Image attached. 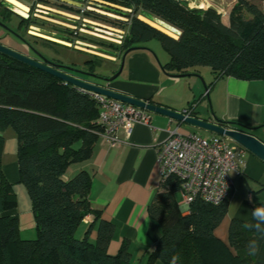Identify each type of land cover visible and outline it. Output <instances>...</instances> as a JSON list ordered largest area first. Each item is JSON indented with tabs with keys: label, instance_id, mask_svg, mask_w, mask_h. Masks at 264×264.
Wrapping results in <instances>:
<instances>
[{
	"label": "trees",
	"instance_id": "16d2710c",
	"mask_svg": "<svg viewBox=\"0 0 264 264\" xmlns=\"http://www.w3.org/2000/svg\"><path fill=\"white\" fill-rule=\"evenodd\" d=\"M106 1L130 11L106 7L116 14L123 13L126 30H122L121 39L109 44L110 52L100 53L121 59L127 49L145 47L156 39L167 54L166 63L160 67L168 75H190L200 67H208L213 80L222 76L264 79V7L254 2L234 0L225 19L212 7H190L184 0ZM0 5L14 13L3 0ZM63 5L67 8L70 4ZM139 15H147V20L175 36ZM19 19L26 28L34 22L29 17ZM96 26L106 27L100 23ZM63 32L54 35L60 40L72 35L68 28ZM84 64L87 72L94 73L90 61ZM186 111L195 116L192 107ZM98 113V104L88 92L0 54V264H141L132 258L125 242L116 253H109L114 225L91 207V174L80 169L66 176L72 165L91 157L101 132ZM218 121L228 128L249 132L242 125ZM8 128L17 142V182L25 187L30 200L33 238L20 235L13 183L3 172V132ZM179 189L180 180L175 177L160 180L159 189L147 205V214L159 225L161 234L142 264H170L172 256L179 257L177 264H264V241L258 255H248V241L258 235L246 227L252 217L248 221L231 219L228 241L224 243L213 231L227 212V200L211 204L196 197L183 213L175 195ZM88 215H93V222L76 237Z\"/></svg>",
	"mask_w": 264,
	"mask_h": 264
},
{
	"label": "crops",
	"instance_id": "0c3cea01",
	"mask_svg": "<svg viewBox=\"0 0 264 264\" xmlns=\"http://www.w3.org/2000/svg\"><path fill=\"white\" fill-rule=\"evenodd\" d=\"M0 38L5 39L9 47L23 52L21 43L5 32H0ZM10 38L17 46L10 42ZM145 47L147 49L131 51L126 55L121 74L108 83L109 88L139 99H152L155 104L174 110L192 107L197 117L209 120L216 118L242 125L250 128L249 132L264 142V79L245 80L222 76L213 80V74L208 67L198 68L195 74L172 77L160 67L166 63L167 54L158 57L147 45ZM108 60L117 64L119 59L114 55L113 60ZM199 77L207 84L206 92ZM190 128L193 130L192 126L162 114L151 113L147 124L135 123L129 132L119 128L116 132L119 143L114 146L108 145L99 135L93 144L91 157L69 168L67 177L80 169L91 174V207L99 210L101 217L114 225L108 248L110 254L116 253L125 242L132 258L142 264L154 248L161 230L149 218L147 205L159 189L160 183L156 149L167 139L170 130L187 133L192 132ZM6 131L7 129L3 136ZM9 138V143L4 138L3 172L13 183L20 235L22 238H33L35 231L30 200L25 187L17 182L15 134H9ZM227 141L238 146L230 140ZM6 156L9 163L4 165ZM230 175L233 189L227 197V212L213 231L224 243L228 241L231 219L248 221L252 217V205H264L263 161L244 149L243 164ZM93 220V215L86 216L80 225L81 229ZM96 223L90 234L92 239L96 233ZM30 230L32 232L26 233Z\"/></svg>",
	"mask_w": 264,
	"mask_h": 264
},
{
	"label": "built area",
	"instance_id": "2783aa9c",
	"mask_svg": "<svg viewBox=\"0 0 264 264\" xmlns=\"http://www.w3.org/2000/svg\"><path fill=\"white\" fill-rule=\"evenodd\" d=\"M75 1L80 2L81 6L79 8L83 9L86 0ZM184 1H186L190 7H212L222 16L224 14L222 10L215 8L209 2H205L203 6L201 4H195L193 1ZM90 8L87 6L85 9ZM59 15H65L76 20L80 18L77 15L64 12ZM72 19L69 20L76 25L77 21ZM84 22L96 24L87 19H84ZM81 25L96 30L94 27L84 23H81ZM79 29L83 30L81 28ZM83 31L95 34L90 30ZM76 33V31H73L72 35H68V38H63L62 40L73 42ZM96 35L104 37L101 34ZM118 37L121 39L122 35ZM75 42L77 44H84L77 40H75ZM81 91L86 90L81 89ZM86 92H88L98 104L99 113L97 120L101 126L99 135L102 136L105 142L110 146L119 143V139L116 135L119 128H124L129 132L135 123L141 122L147 124L150 121V112L95 92ZM185 112L186 114H190L186 110ZM243 155L244 149L242 147L229 144L227 139L223 137L213 135L204 138L195 132L179 133L176 130H170L167 139L156 149V160L160 180L164 181L170 177H175L180 180L179 206L183 212L188 210L189 204L196 197L211 204H219L227 200L229 193L233 189V181L230 174L243 164Z\"/></svg>",
	"mask_w": 264,
	"mask_h": 264
},
{
	"label": "rangeland",
	"instance_id": "374dc122",
	"mask_svg": "<svg viewBox=\"0 0 264 264\" xmlns=\"http://www.w3.org/2000/svg\"><path fill=\"white\" fill-rule=\"evenodd\" d=\"M16 1L19 2L21 5L27 7V10L25 11L27 13V17L20 16L17 13H11L5 11V9H3V6L0 5V32L2 33L6 32L1 27V24H3L4 26L7 27L9 31H11L10 34L8 33L9 37L13 38L16 41L18 40L24 41L29 48L34 47V49H36L37 52L42 53L45 56V58H48L49 60L54 62L61 63L64 66H70L75 69L83 70V68H86L84 64L85 61H90V64L93 65L94 74H97L99 76L111 75L113 69L118 68L117 64L119 65L120 59L118 60L117 64H114L113 62L106 59L107 57L102 58V57L94 56L92 54L96 55V53L94 52H99L102 50H108V52H110L111 48L108 47L109 44L111 43L114 44L115 41L113 40L120 39L118 36L122 35V30H126V27L123 24L126 23L127 18L122 14L124 12H129L130 9L119 5H113L112 3L106 0H86L83 9L73 5H67L69 7L66 8L63 5L65 3H63L60 0H16ZM189 1L190 2L193 1L195 4L202 3L203 5H205L206 2V1L204 2L203 0H189ZM211 1H210L211 5H214L215 8L220 9L224 12L223 17L225 19L227 17V13L229 12V10L231 9V7L235 2L234 0H211ZM249 1L254 2L261 8L264 7V0H249ZM87 6L91 8L85 9L87 8ZM106 7L116 8L117 10L123 13L116 14L113 11L107 10ZM41 11L48 12L53 15L45 14L42 13ZM56 11L77 15L80 18L78 20L72 19L65 15L64 16L59 15V13H56ZM54 15H57L59 17ZM19 17H21L22 19H26L29 17L32 18L34 22L31 23L28 28H26L23 22H19L20 20ZM60 17H65L66 19ZM139 17L142 16L139 15ZM69 19L77 21L76 25L75 23L71 22ZM84 19L93 21L96 24L97 23L103 24L107 28L105 27V29H103L96 26V24L85 23ZM81 23L98 28L100 29V31L83 27ZM63 28H68V30L69 31L72 30V32L76 31L77 33L74 36V39L83 42L84 44H77L75 40L73 42L64 41L68 45L63 44L62 42H59V44L58 42L50 43L51 41L54 42L53 40L60 41L59 38L56 39V35L54 34H58V35L64 34ZM79 28L83 30H90L95 34L87 33L83 30H80ZM105 31L111 32L115 35L108 34ZM34 32L36 33L34 34ZM96 34H101L102 36L104 35L105 36L101 37ZM11 38H10V42H13V44L17 46L15 41H13V39ZM0 43L7 45L6 40L2 38H0ZM146 45L151 50H153L158 57H161L164 54H166L160 42L156 39H152L148 41ZM105 54L109 55L110 53L105 52ZM156 54L154 58L156 57ZM87 80L93 82L99 81L89 77L87 78ZM191 131L201 135L204 138L213 135V133L207 130L199 129L196 127H193V130L191 129ZM9 134L10 135L12 134V136H14V133L11 129H7V131L4 133V138H6L7 140L6 143H9L10 140ZM7 161H9V159L6 156L3 162L4 165H7L9 163ZM175 195L177 201L179 202L180 193L176 192ZM29 232H32V230L26 231V233ZM81 232L82 229L81 227H79L75 233V236L80 237ZM34 236L35 234L33 235V237Z\"/></svg>",
	"mask_w": 264,
	"mask_h": 264
},
{
	"label": "water",
	"instance_id": "95a60500",
	"mask_svg": "<svg viewBox=\"0 0 264 264\" xmlns=\"http://www.w3.org/2000/svg\"><path fill=\"white\" fill-rule=\"evenodd\" d=\"M3 1H6V0H3ZM13 12L16 13L15 11ZM56 12L59 14L63 13L60 11H56ZM1 27L5 31L11 33V31H9L7 27L4 26L3 24H1ZM53 41L58 42V43L62 42L63 44H66V42L61 41V40L60 41L53 40ZM139 49H147V48L146 47H132V48L127 49L122 54L118 69L114 73H112L111 75L99 76V75H96L94 73H90L84 70L75 69L70 66H64L61 63L52 62L43 56L40 57L41 58L40 60H37L21 51L12 49L9 46L0 43V54L2 55H5L9 58L17 60L26 65H29L38 70H41L47 74H50L56 78L61 79L62 81L66 83H69L78 88L84 89L86 91L95 92V93L104 95L106 97H109L111 99H114L116 101H120L122 103L132 105L138 109H142L150 113L162 114L164 116H167L173 120L184 123L186 125L196 127L199 129H203V130H207L215 135L226 138L236 143L238 146L242 147L243 149H245L246 151L253 154L254 156H256L257 158H259L261 161L264 162V142L259 140L257 137H255L253 134L249 132L228 128L224 126L223 124H221L216 118H214L213 120H209V119L200 118L197 116H192L190 114H186L185 112L186 109L174 110V109L168 108L163 105L149 103L147 100L129 96L127 94L117 92L109 88L108 83L115 80L121 74L126 55L130 53L131 51H135ZM87 51H90V50H87ZM94 53H96V55L101 56V57H107L106 59L113 60V56L100 53V52H94ZM38 56H41V55L38 53ZM169 76L182 77L185 75L181 74V75H169ZM88 77L94 78L95 80H99V81L98 82L88 81L87 80ZM199 78H200L202 87L204 91L206 92L207 84L204 82V80L201 77ZM247 130L250 131L251 129L247 128Z\"/></svg>",
	"mask_w": 264,
	"mask_h": 264
},
{
	"label": "clouds",
	"instance_id": "9594fccd",
	"mask_svg": "<svg viewBox=\"0 0 264 264\" xmlns=\"http://www.w3.org/2000/svg\"><path fill=\"white\" fill-rule=\"evenodd\" d=\"M249 199L251 200V197ZM246 227L258 234L250 239L247 244L248 255L256 256L260 252L262 241H264V205H254L252 208V222L246 224ZM178 260V256H172L170 264H177Z\"/></svg>",
	"mask_w": 264,
	"mask_h": 264
},
{
	"label": "bare ground",
	"instance_id": "6f19581e",
	"mask_svg": "<svg viewBox=\"0 0 264 264\" xmlns=\"http://www.w3.org/2000/svg\"><path fill=\"white\" fill-rule=\"evenodd\" d=\"M60 1H62V2H65V3H68V4H70V5H74V6H77V7H80L81 6V3L80 2H78V1H75V0H60ZM4 4L6 5V6H8L9 8H11L13 11H15L16 13H18L20 16H23V17H26L27 16V13L25 12L26 10H27V7H25V6H23V5H21L19 2H17L16 0H6V1H4ZM42 13H45V14H50V15H53V14H51V13H48V12H44V11H41ZM54 16H57V15H54ZM147 16V15H146ZM146 16L143 18V17H140L142 20H144V21H146L147 23H149L150 25H152V26H154V27H156V28H158L159 30H162L163 32H165V33H167V34H169V35H171V36H175L174 35V33L173 32H170L169 30H167L166 28H164L163 26H161V25H159V24H157V23H154V22H151V21H149V20H147V19H145L146 18ZM152 16V15H151ZM57 17H59V16H57ZM60 18H63V19H66L65 17H60ZM165 23V22H164ZM95 28V27H94ZM96 30H100V29H98V28H95ZM106 33H108V34H111V35H115V34H113V33H111V32H107V31H105ZM32 33V32H31ZM36 32H34V34H35ZM105 36V35H104ZM114 41V40H113Z\"/></svg>",
	"mask_w": 264,
	"mask_h": 264
},
{
	"label": "flooded vegetation",
	"instance_id": "af4514ba",
	"mask_svg": "<svg viewBox=\"0 0 264 264\" xmlns=\"http://www.w3.org/2000/svg\"><path fill=\"white\" fill-rule=\"evenodd\" d=\"M27 17V16H26ZM7 32V31H6ZM10 34V33H9ZM20 43H21V45H22V51H23V53H25V54H27V55H29V56H31V57H33V58H35V59H37V60H40L41 58L40 57H45L42 53H39L41 56H38V53H37V51H36V49H34V47H28L27 45H26V43L24 42V41H21V40H18ZM46 59H48V58H46ZM49 60V59H48ZM51 61V60H50ZM52 62H54V61H52ZM45 63H47V62H45ZM55 63H58V62H55ZM83 70L84 71H87L86 70V68H83Z\"/></svg>",
	"mask_w": 264,
	"mask_h": 264
}]
</instances>
